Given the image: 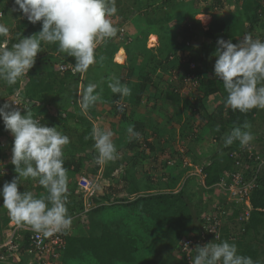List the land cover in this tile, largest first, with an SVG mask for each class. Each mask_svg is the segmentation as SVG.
I'll list each match as a JSON object with an SVG mask.
<instances>
[{
    "label": "trees",
    "instance_id": "1",
    "mask_svg": "<svg viewBox=\"0 0 264 264\" xmlns=\"http://www.w3.org/2000/svg\"><path fill=\"white\" fill-rule=\"evenodd\" d=\"M132 3L131 8L116 7V14L119 15L116 27H119V31L115 37L106 39L104 44L96 48V53H99L97 67L106 62L113 63L119 67L120 73L122 72L119 77L121 83L131 89V95L123 99L111 91L108 96L101 95L103 101L113 103L110 112L105 107L101 109V121L108 120L113 134L121 135V138L113 140L118 144V156L105 164L103 175L113 180V175L118 177L115 172L120 173L119 170L124 168L123 177L128 186L124 189V194L113 202L108 196L94 199L99 204H94L86 212L87 229H83L77 221L79 218H76L84 210V201L82 197H78L79 193L75 189L77 185L70 182V177L72 173L78 172L88 175L85 171L86 163L94 161L97 156L91 132L96 126L94 121L98 122L101 116L96 112L95 105L88 110L93 120L83 115L77 104L74 112L69 110L78 91V84L84 79L80 78L79 73L73 75L71 71L63 73L52 69L53 63L74 66L75 58L59 51L58 43L42 42V51L37 54L34 66L26 74L27 81L23 88L21 77L14 85L0 81V90L6 91L7 95L14 94L21 88L23 108L28 107L35 119H40L48 126H57L69 137L70 142L64 148V167L68 175L67 208L72 217V224L79 222L80 228L74 229L71 225L70 234L65 236L63 264L89 259L85 255H90V260L97 264H140L139 259L144 255L143 247L153 238L158 242H167L173 253L180 251L185 255L182 251L183 243L202 236L204 213L210 211L212 204H215L211 197L214 187L211 186L224 176L230 177L227 173L240 171L243 172L245 180L255 179L256 182L251 194L249 217H245L248 209L245 204L233 207L232 212L229 205L224 206L226 209L220 207L218 212L225 209L227 217L234 223H242L245 231L238 235L237 239L231 240V230L224 226L219 242L226 240L235 243L239 254L250 256L254 261L264 264V164L260 167L264 149H250L249 144L241 147L239 141H234L227 147L224 143L232 128L245 121L251 124L253 139H263L255 134L253 127L258 124L259 119H264V109L253 108L242 113L226 105L227 92L222 80L215 76L216 58L212 55L218 38L231 39L233 43H237L246 34L255 38L254 30L264 26V0H132ZM228 3L236 5L235 12L223 14L215 10L217 6L224 7ZM0 9L8 15L5 20L12 27L9 29V36L0 37V43L6 42L8 48L18 42L19 33L27 37L42 30V21L33 24L22 12L14 10L18 9L14 0H0ZM202 12L213 15L207 28L196 18V15ZM135 13L142 17L139 33L134 38L125 39L120 31V28L125 26L120 25L129 21ZM153 33L158 36L159 46L147 48V41ZM261 40H264V35ZM121 43L125 44L129 57L127 67L113 60L120 47H124ZM124 71H127L126 76ZM90 72L93 70L88 71L82 90L93 83L90 81ZM134 75L136 78L133 79ZM105 77H108V74H105ZM190 81L195 82L198 94L186 96L182 90ZM96 92H100L99 88ZM217 96L220 98V104L211 113H206V99ZM5 102L3 98L0 99V105ZM118 103L123 105V112L118 109ZM154 114L157 118L152 116ZM166 117L172 124L179 125L182 143L188 148L185 152L178 144L169 140L166 141L167 144H162L161 134L170 132L169 128L160 125V120ZM197 121L200 128L196 134L194 130ZM130 126L141 134L140 139L133 138L129 141L127 129ZM9 133L0 118V137H7ZM189 133H195L196 137L188 144L185 139ZM206 133L207 137L218 141L220 146L213 153L203 152L204 160L208 163L200 164L196 156L198 145L195 143L201 144ZM151 137H154L153 140H149ZM12 144L13 141H10V151ZM146 148L151 151L150 154L146 153ZM157 150L165 154L161 161L157 160ZM4 151L5 147L0 145V166H3L6 158ZM250 152L253 153L252 157ZM148 158H152L156 164L153 170L158 166L167 169L166 176L161 175L162 177L155 179L149 171L139 170V165L143 166V162ZM186 158L200 165L202 172L190 174L192 168L183 165ZM243 162L248 164L247 169L244 168ZM94 165L93 172L99 171L101 165L95 161ZM132 171L134 172L131 173ZM2 172L0 170V173ZM14 174L15 166L0 176V190L5 182L13 179ZM202 174L205 175L204 184ZM32 181L34 186L31 185ZM24 184L27 185V191L29 185L35 188L33 195L37 198L47 194L38 180L30 178V181L20 182L19 190L25 191ZM2 201L3 198L0 197V202ZM115 205L124 208L123 216L113 215L110 218L108 216L112 215L106 212L107 208ZM11 220L8 211L0 214L1 224H8ZM23 234L25 238L19 250L20 260L13 262V257H7V260L0 259V264H30V256L26 253L32 246L30 234L25 231ZM1 240L0 237V242ZM5 251L1 249V252ZM192 261L185 256L183 264H192ZM148 264L167 262L149 259Z\"/></svg>",
    "mask_w": 264,
    "mask_h": 264
},
{
    "label": "clouds",
    "instance_id": "2",
    "mask_svg": "<svg viewBox=\"0 0 264 264\" xmlns=\"http://www.w3.org/2000/svg\"><path fill=\"white\" fill-rule=\"evenodd\" d=\"M14 4L18 6L14 10L22 12L31 23L42 21V30L27 37L19 33L18 42L11 48L6 42L1 44L0 81L8 85H14L20 77L28 74L37 54L42 51V42L58 43L59 51L74 57V66L62 64L70 66L68 71L73 75L79 73L81 78L96 62L98 39L113 38L119 31L110 19L117 13L115 0H14ZM8 34L9 27L0 23V37H7ZM212 55L216 58L215 76L222 80L227 92L226 105L242 113L253 108L264 109V40L253 38L250 34L237 43L218 38ZM107 86L121 99L131 95V89L115 76L108 79ZM97 88L98 84L90 83L81 89L77 102L82 112L87 113L101 99ZM117 107L124 111L122 104L118 103ZM0 118L5 129L14 137L10 162L18 173L0 190L2 207L8 210L17 224L27 225L45 237L66 232L72 225L67 208L68 175L64 167V148L70 142L69 137L57 126H48L35 119L28 107L11 108L5 102L0 105ZM250 129L251 124L247 121L232 128L225 138V146L232 145L234 141H239L241 147L247 146L254 138ZM127 132L129 141L140 139L141 134L134 127L130 126ZM112 137L110 129L93 127L91 138L97 151L98 165L117 158ZM4 174L3 171L0 176ZM21 178L38 180L47 194L37 198L30 191L19 190ZM215 240L196 245L192 264H260L250 256L239 254L235 243L226 240L217 243ZM16 260H20V256L13 262Z\"/></svg>",
    "mask_w": 264,
    "mask_h": 264
},
{
    "label": "rangeland",
    "instance_id": "3",
    "mask_svg": "<svg viewBox=\"0 0 264 264\" xmlns=\"http://www.w3.org/2000/svg\"><path fill=\"white\" fill-rule=\"evenodd\" d=\"M115 6L116 7H124V8H131L133 6V3H132V0H115ZM11 8H14V7H11ZM217 12H220V13H224V14H230V13H233L235 12L236 10V5L235 4H230L228 3L227 5H225L224 7H220V6H217V8L215 9ZM211 14V13H210ZM140 15V14H138ZM8 15L7 14H4L1 9H0V23H4L6 26L9 27V29H11V25L10 24H7V20L6 17ZM213 16V15H211ZM14 17V15H13ZM201 16L200 15H196V18L200 20L201 22V25L207 27L208 26V22L210 21V18L207 21H204L202 18H200ZM110 19L112 20V23L117 26V23L119 22V15L118 14H115L114 16L110 17ZM202 20V21H201ZM130 26V25H129ZM262 27V29L264 30V26H260ZM256 28L254 30V36L255 38H259L261 39V36L262 34H260L261 30H259V28ZM259 34V35H258ZM10 34H8L9 36ZM125 39H129V37L125 34ZM123 37V38H124ZM131 38V37H130ZM133 38V37H132ZM150 37L147 41V45L149 47H152V48H155L159 45V42L158 40L156 41V44L155 45H151L150 44ZM100 43L99 39L97 41V44ZM123 46L125 45L124 43H121ZM0 47H2L1 43H0ZM125 47V46H124ZM126 58V56H125ZM37 60V59H36ZM92 67H94V70L93 72H91L90 74L92 76H96L94 79L91 78L90 76V81H92L93 83H96L98 84V88H99V93L100 95L102 96H108L109 95V92L111 91L107 84H108V79L112 76H115L117 77V72H119V67H116V66H110V64H108V62L105 63L104 67H103V71L105 72L106 70H109L110 71V74L108 77H105L104 78V73L102 72L101 68L97 67L96 64H93ZM52 69L57 71L59 70L58 68V65L57 64H52ZM58 72V71H57ZM88 72V71H87ZM119 74V73H118ZM88 75V74H87ZM86 74L81 76V79L83 81H85V78L87 76ZM22 79V82H21V88H23V86L25 85L26 81H27V75L25 74L24 76L21 77ZM83 81H80L79 84H78V91L76 93V96L73 98V100L71 101L72 102V107H68L69 110H71L72 112H74V109L77 108L76 107V104H78V99H79V94L81 93V89H82V85H83ZM195 83V82H194ZM192 83L191 81L186 83V86L183 87L184 89L182 90V92H184V94L186 96H192V95H195V94H198V92L196 91V84ZM58 87V85L56 86ZM101 89H103V91L101 92ZM19 91H21V89H17ZM16 90V91H17ZM15 91V92H16ZM14 92V93H15ZM11 95L13 94H10V95H7L6 91H3V90H0V99L3 98V100H5L6 102L9 101ZM22 95V94H21ZM206 102H207V110L205 109L206 113H211L219 104H220V98L217 96V97H209L206 99ZM103 105V104H102ZM150 110L154 111L152 109V107H149ZM79 110L81 111L80 107H79ZM82 112V111H81ZM83 115H87L89 116V113L87 111V113H84L83 112ZM98 115L101 116L99 121L97 122L98 124L96 126H99L101 128H105V129H110L109 127L110 124L108 122H102L101 120L103 119V115H102V112L100 110V112H98ZM106 115H108V112H106ZM154 118H157L155 117L156 115H152ZM107 118H109V116H107ZM199 118V117H198ZM199 120V119H198ZM161 123L160 125L161 126H166L167 128L170 129V132L168 131L167 134H161L162 137H161V142L162 144H167V140H169V142L173 143V144H178V146H180L182 148V151H186L188 148H187V145L185 143L188 142H191L192 139L194 137H196V134L199 133V121L196 122V126H195V130L194 132L196 133H189L187 136V138L185 139V146L183 145L182 143V139H181V136L179 134V125L178 124H172L170 119L168 117L166 118H163L160 120ZM258 124H256L253 129L256 131V135L258 134L259 136H262L263 139H259V140H256L253 139V141H251V143H249V146L250 149H255L256 151H263L264 149V119H259L258 120ZM102 122V123H101ZM171 123V124H170ZM166 124H169L168 126ZM174 126V127H173ZM117 137V135H116ZM115 135L113 134V137L112 139L114 140V138H116ZM154 137H151L149 140H153ZM14 140V137L12 136L11 133H9V135L7 137H0V145L1 146H4L5 147V156L6 158L4 159V163H3V166H0L1 167V171H4V173H6L7 171H10L12 170V167L14 166L13 164H11V156H12V152L10 151V141H13ZM114 144L116 145V147H118L116 144V142H114ZM198 145V150L196 152V156L198 158L197 161H199L200 164H205V163H208L207 161L204 160L205 158V154L203 152H209V153H213L214 151H216V149L220 146V143L214 139H210V137H207V133L206 135H204V140L201 142V144L199 143H195ZM253 144V145H251ZM146 153L150 154L149 152H151L148 148L145 149ZM156 155H157V160L159 159L160 161L163 160L165 157V154L161 153L160 151L157 150L156 152ZM78 156V155H77ZM96 162V159L94 160ZM94 161H87L86 165V169L85 171L88 173L89 177L92 178L95 183H96V186L92 192V195L91 197H86L84 196V194L81 192V190L79 189V187L77 186L76 191L79 193V198L82 197L83 198V201H84V204H91V206H93L94 204H99L97 203L94 199H98L99 197H102L103 196H108L111 198L112 202L113 200H115V198L119 197L120 195L124 194V189L127 188L128 184L127 182L124 180V168L119 170L120 173L118 172H115V174L118 176L117 178H115L116 176L113 175V180L112 178H106L103 174H104V167L106 166L105 164H102L101 165V168H99V171L97 172H93L94 168H95V165H94ZM156 166L155 162L153 161V159L151 158H148L145 160V163L143 162V166H140L138 167L139 170H147L149 171V173L151 175H153V178H160V176L162 175H165L166 176V173L168 172L167 169H163L161 168L160 166H158L155 170H153L152 168ZM134 171H132L131 173H133ZM18 175V173L15 172L14 177H16ZM204 174H202L203 176ZM72 176V175H71ZM161 176V177H162ZM70 180H71V177H70ZM108 180V182H107ZM159 180V179H158ZM26 181H30V178L29 179H23L21 178L20 179V182H26ZM71 182V181H70ZM32 186H34V182L32 181L31 182ZM25 186H23L24 190L27 191L25 189V187L27 188V185L24 184ZM31 185L28 186V190L32 193L36 192L35 191V188H33ZM77 185V184H75ZM33 190V191H32ZM22 191V190H21ZM95 201V202H94ZM1 203V202H0ZM108 210L106 211L109 215H112V216H108L110 218L113 217H122L123 216V213H124V208H121L119 206H112L110 208H107ZM5 211H8L7 209L3 208L2 207V203L0 204V214H4ZM79 222H76L75 224H72L74 227H79L80 226L78 225V223L83 227V229H87L88 228V223H83L82 221L80 220H77ZM124 221H126L124 219ZM134 222V219L133 221ZM7 224L5 222H3L2 224L0 223V228H1V232H0V237L3 238L4 237V230L7 229ZM72 226V228H73ZM77 232V231H76ZM203 245V244H202ZM142 254H144L140 259H139V263L140 264H148L149 263V259H152V260H156V261H164V262H167V264H183V261L185 260V257L183 256V254L179 251V252H176V253H173L171 251V247L169 245H167V242H162V241H156L154 238L153 240L147 242L144 247H143V250H142ZM85 257H88L89 259L86 258L85 261H77V260H73L71 261L70 264H97L96 262H93L91 261V256L90 255H85Z\"/></svg>",
    "mask_w": 264,
    "mask_h": 264
},
{
    "label": "built area",
    "instance_id": "4",
    "mask_svg": "<svg viewBox=\"0 0 264 264\" xmlns=\"http://www.w3.org/2000/svg\"><path fill=\"white\" fill-rule=\"evenodd\" d=\"M121 35L125 32V27L120 28ZM58 68L61 71H68L70 66L66 64H59ZM23 97L21 92L17 90L13 95H11L8 103L11 108L21 107L23 108ZM17 105H16V104ZM22 112V109H21ZM40 120V119H38ZM250 157L253 153L250 152ZM258 159L260 155L257 156ZM264 164V158H261L260 167ZM183 165L192 168L190 174L201 173L202 169L200 165L192 164L185 159ZM243 166L247 169L248 164L243 162ZM230 177L224 176L218 182H216L212 187H214V193H211L212 209L204 213V222L201 228L202 236L196 239H190L183 243L182 251L185 252L184 257L191 261L195 256L193 251L197 244L204 245L210 241L219 242L221 238L222 227H227L231 230L230 239L235 240L237 236L245 231V226L242 223H234L229 219L225 213V209L229 205V210L232 212L233 207H239L241 205H246V215L249 217V212L251 209V194L256 186L255 179L245 180L243 172L227 173ZM203 184L205 183V175H201ZM76 184L81 190V192L86 197H91L92 192L96 186L95 181L84 173L77 174ZM210 188V187H209ZM224 207L222 212H218V208ZM92 208L91 204H84V210L82 213L77 215L83 223L88 222L87 213ZM216 209V210H214ZM75 218V217H74ZM241 218V217H240ZM7 229L4 230V237L0 244V259L6 260L7 257H19V250L22 245V241L25 236L23 232H29V238L32 246H30L26 253L30 256L29 263L32 264L36 262L37 264H63L62 254L66 247V234H70L72 228L66 232H56L51 236L45 237L42 233H36L27 225L17 224L13 219L7 224ZM1 249H5V253L1 252Z\"/></svg>",
    "mask_w": 264,
    "mask_h": 264
},
{
    "label": "crops",
    "instance_id": "5",
    "mask_svg": "<svg viewBox=\"0 0 264 264\" xmlns=\"http://www.w3.org/2000/svg\"><path fill=\"white\" fill-rule=\"evenodd\" d=\"M144 14V13H143ZM202 14H204V12H202V13H198V15H202ZM205 14H208V15H210V21L208 22V25L210 24V22L212 21V17L213 16H211L212 14H210V13H205ZM224 14V13H223ZM141 20H142V17H141V15H138V13H135L132 17H131V19L129 20V21H127V22H124L123 24H121L120 26H122V25H124L125 26V34L130 38V37H135L136 35H138V30H139V28H140V26H141V24H142V22H141ZM202 21V20H201ZM130 25V26H129ZM203 27L204 28H207V27H205L204 25H203ZM119 28V27H118ZM259 30H261V32H260V34H262V36L261 37H263V35H264V30L262 29V27H260L259 28ZM125 34H124V36H125ZM259 35V34H258ZM123 36V37H124ZM150 44L151 45H155L156 44V41L158 40V42H159V39H158V36L155 34V33H153V34H151L150 36ZM120 38V37H119ZM125 38V37H124ZM152 38H154V42L152 43L151 42V39ZM99 41H100V43H98L97 44V46H101L102 44H104L105 42H106V40L105 39H99ZM147 46V48H152V47H149L148 45H146ZM159 46V45H158ZM157 46V47H158ZM157 47H155V48H157ZM120 50H123V52H124V54H125V56H126V58H124V59H122V60H118V59H116V55H117V53L120 51ZM118 52L116 53V55L114 56V62H116L117 64H124L126 67H127V65H128V62H129V57H128V54H127V52H126V50H125V47H120V49L118 50ZM99 53H96V62L94 63V64H96V66L98 65L97 64V60H98V55ZM108 64H110V63H108ZM104 65H105V63H103L102 65L101 64H99V68H101V70H102V72L104 73V75L105 74H108V76H109V74H110V71L109 70H106L105 72L103 71V67H104ZM115 66L113 63H111L110 64V66ZM117 67V66H116ZM90 69H93L94 70V67H92V65L91 66H89V68L87 69L88 71H90ZM125 70V69H124ZM120 71L121 70H119V72H117V78H119L122 74V72L120 73ZM127 71H124V76H126L125 74H127L126 73ZM91 73V72H90ZM89 73V75L91 76V78L92 79H94L96 76H92L91 74ZM119 73V74H118ZM85 74L87 75L88 74V72L87 71H85ZM134 74H136V72L134 73ZM134 78H136V75H134L133 76V79ZM103 104V105H102ZM95 106H96V112L98 113V112H100V110L101 109H103L104 107L106 108V109H108V112H110L111 110H112V108H113V103H111V102H109V101H107V102H105V101H103L102 99H100V100H98L95 104H94ZM89 117L91 118V116L89 115ZM92 120H93V118H91ZM106 122H108V120L106 121ZM94 123H95V125H97L98 123L96 122V121H94ZM102 123V122H101ZM103 123H104V121H103ZM109 123V122H108ZM102 127V126H101ZM110 128V127H109ZM111 128H112V126H111ZM110 128V129H111ZM116 137V136H115ZM121 138V135L120 134H118V136L116 137V138H114L115 140L117 139V138ZM121 140V139H120ZM77 174H80L79 172L78 173H72L71 175V182L73 183V184H76V178H77ZM107 182H108V180H107ZM33 191V190H32ZM2 204H3V201H2ZM74 229H75V227H73Z\"/></svg>",
    "mask_w": 264,
    "mask_h": 264
},
{
    "label": "bare ground",
    "instance_id": "6",
    "mask_svg": "<svg viewBox=\"0 0 264 264\" xmlns=\"http://www.w3.org/2000/svg\"><path fill=\"white\" fill-rule=\"evenodd\" d=\"M201 17L200 18H202L204 21H207L208 22V20H209V18H210V15H208V14H202V15H200ZM155 40H154V38H152L151 39V42L153 43ZM125 58V54H124V52H123V50H120L118 53H117V55H116V59H118V60H122V59H124Z\"/></svg>",
    "mask_w": 264,
    "mask_h": 264
}]
</instances>
